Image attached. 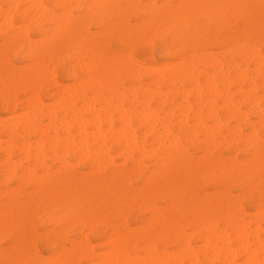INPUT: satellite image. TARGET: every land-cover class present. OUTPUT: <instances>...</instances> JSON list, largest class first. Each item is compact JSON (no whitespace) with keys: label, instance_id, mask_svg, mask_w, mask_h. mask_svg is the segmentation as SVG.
Returning a JSON list of instances; mask_svg holds the SVG:
<instances>
[{"label":"bare ground","instance_id":"bare-ground-1","mask_svg":"<svg viewBox=\"0 0 264 264\" xmlns=\"http://www.w3.org/2000/svg\"><path fill=\"white\" fill-rule=\"evenodd\" d=\"M81 1L50 0V4L67 10L72 5L81 7ZM163 1L166 15H173L176 19L200 16L207 21V18L216 16L219 23H222L229 16L234 20L245 18L244 0H177L176 5H172L171 0ZM24 2L26 0H0V17L5 19L6 24L0 28L3 41L0 44V55H3L2 60L0 57V71L4 88L9 91L10 84L16 83L22 87L24 97L28 95L25 107L24 104L17 105V100L8 95L0 105L11 114L19 107L26 109L21 115L8 117L11 118L8 123L0 120V169L4 172L2 184L12 180L29 181L38 185L41 179L47 181L59 172L63 174L70 168L69 159H73L76 164L83 163L92 171L116 167L117 175L137 172L141 184L137 192L141 190L149 196L157 185L156 176L164 174L174 161L180 162L184 176H188L192 159L183 142L194 146L198 151L194 167L198 168L203 161L208 163L205 172L213 166L208 155L209 149L229 147L237 151L239 145H245L253 152V167L264 162V140H259L260 134L248 122L249 113L254 111L260 117L259 128L264 129V108L261 107L264 105V95L256 97L259 90H264V56L259 49L240 44L237 36H228L226 40L219 41L222 44L231 41L234 45L225 51L228 54L227 60L222 56L206 53L162 70H158L156 66L158 71L152 68L151 71L147 67L150 70L149 82L144 88L139 81L145 70L142 65L132 64L130 58L124 64H117L112 55H104L99 50L107 33L113 29L104 28L111 3L108 0H84V7L86 5L95 14L99 30L92 34L87 26L80 29L78 37L85 46H82V54L78 51L80 47H73L71 53L76 68L66 72L67 76L76 80V84L65 87L58 82L50 67L46 68L50 70L48 72L36 61L48 54V50L46 47H39L31 52L29 31L33 34L44 33V22L49 26L54 25L52 29L49 27L53 40H56L54 34L59 37V33H66L71 37L72 32L68 26H62L54 20L43 0H27V5ZM124 2L127 8L139 6L151 16H155L158 11L155 8L156 0H149L146 4H141V0ZM36 43L39 45L41 42ZM14 44H21L27 49L25 57L34 61L31 70L19 68L4 57ZM91 48L100 60L98 64L86 61V58L91 57ZM51 61L55 62L56 59ZM249 64L256 67L255 71H251L252 74L247 70ZM241 65L247 68L241 70ZM128 72L136 86L119 93L122 77ZM231 73L233 77H230ZM46 83L49 98L53 100L56 96L58 100H63V105L44 114L39 105V93ZM231 87L236 88L235 92H231ZM244 87L248 90H243ZM106 94L109 96H105ZM128 95L132 97L129 103ZM238 97L242 98L248 111L240 110L236 100ZM251 97L254 98L251 100ZM154 99L159 101L154 102ZM57 113L60 114L59 117ZM231 120L237 125L231 126ZM240 125L246 126V130L249 126L250 132L242 133ZM138 129L143 131L140 136ZM146 143H157L163 155L158 156L153 150H146ZM114 154L122 158L124 163L116 165ZM145 156L154 160L153 166L144 164ZM127 162L131 164L130 169L126 167ZM155 166L161 172L155 173L149 169ZM37 172L41 176H36ZM67 181V178H63L60 182L66 187ZM124 181L127 187L131 185L130 181ZM262 183L264 185V179ZM166 184L168 192L175 195L170 183ZM158 185L162 187V183ZM132 197L128 198L129 202ZM0 209V235L8 234L11 239L4 251L0 248V264H9L6 261L9 253L16 252L27 242L29 228L25 226L17 210ZM157 209L150 204L147 210L151 214L149 235L142 233V226L130 228L126 222L122 231L113 224L108 231H93L92 219L84 221L77 217V210H65L64 214L55 218L56 223H60L62 230L66 231L61 237L59 249L41 262L36 261L38 254L34 252L32 257L26 256L15 264H264L263 211L256 212V215L246 221L244 213L238 207L237 211L232 210L228 214L223 229L213 219L206 222L188 219L187 226L192 232L186 233L184 229L176 230L177 226L163 217ZM72 214L76 221L74 225L70 218ZM194 227L197 229L194 230ZM138 234L141 235L136 241L133 235ZM89 235L102 239L100 251H96ZM193 238L197 243H194Z\"/></svg>","mask_w":264,"mask_h":264},{"label":"rangeland","instance_id":"rangeland-1","mask_svg":"<svg viewBox=\"0 0 264 264\" xmlns=\"http://www.w3.org/2000/svg\"><path fill=\"white\" fill-rule=\"evenodd\" d=\"M43 1L49 12H52L55 18L54 20L60 22L62 26L64 24V26L69 27L72 32L71 37L66 33L65 35H60L61 33H59V37L54 34L56 40L51 39L53 34L52 31L49 30V27L52 29L54 25L49 26L43 22L45 26L44 33L33 34L29 31L31 41L29 49L31 52H34L39 47H46L50 57L46 54L41 60L36 61L40 62L41 67L44 69H46L47 66L50 67L49 69L53 72L58 82L65 87H69L76 84V80L66 74L69 69L76 68L75 59L72 57L71 50L74 46H78L80 47L78 51L82 54V46H85V43H82L78 37L80 35V29L87 26L90 33H96L99 30L97 24L98 20L95 14L86 8V5L84 7V0L80 3L81 7L72 5L67 9L69 10L68 14L67 10H64L63 7L50 4V0ZM148 1L149 0H141V4H146ZM26 2H24L25 5L28 4ZM171 2L172 5H176L178 1L171 0ZM108 3H111L112 6L110 5L108 9V16L104 23V28L113 27V29L107 33L99 50L102 51L104 55H112L117 64H124L128 61V58H130L132 64L137 63L142 65L145 69V74L143 73L140 76L139 81L144 88H146V84L149 82L148 73L150 70L152 71V69L158 71L160 68L162 70L169 65H178L184 60L189 61L192 57L198 58L206 53L216 57L222 56L227 60L228 54L225 53V51L229 50V48L231 49L234 45L231 41H226L224 44L219 41L226 40L228 36H237L240 44L254 46L259 49L264 56V0H244L245 18L234 20L229 16L223 19L222 23H219L216 16L207 18V21H204L200 16H187L184 19H176L173 15H166L167 13L164 7L165 2L163 0H156L158 4L155 3V8L158 11L155 16H151L139 6L127 8L124 0H108ZM83 8H85V11L88 9L89 12L88 10L85 12ZM145 13L147 15H145ZM66 15H68V17ZM64 16L70 19L67 20ZM65 20H67V22ZM0 22V28H3L5 19L0 17ZM50 33L52 35H50ZM37 41L41 43L37 45ZM57 41L59 42L58 44ZM2 42V37L0 36V44ZM44 42H46V44ZM26 52L27 49L21 44H14L11 49L4 54V57L8 58L12 64L19 68L31 70V65L34 61L25 57ZM90 54L91 57L86 58V61L98 64L100 60H98L97 55H95L96 52L93 48L90 49ZM126 56L128 57L126 58ZM0 57L2 60L3 55H0ZM47 57L49 62L47 61ZM65 63L67 64L65 65ZM251 65L249 64L248 68L241 65L240 68L241 70L247 68V70H249L248 73L252 74L253 72L251 71H255L256 67L253 64ZM147 67H149L150 70ZM49 69H46V71ZM96 69H98V66ZM50 70L48 72H50ZM1 72L2 71H0V105L7 95L16 99L17 105L24 104L28 95L24 97V94H22V87L16 83H11L9 86L10 89L7 91L4 88V80L2 79ZM230 77H233L232 73ZM122 79L123 82L121 86L118 87L119 93L126 91L130 87L136 86L135 82L131 80L130 72L124 74ZM48 89L49 87L46 83L39 93V105L44 114L52 108L56 109L57 106L60 107L63 105V100H58L56 96L53 100L49 98L47 95ZM121 89L123 90L121 91ZM246 89L245 87L243 88V90ZM231 90V92H235L236 88L231 87ZM256 94V97H260L259 94H261V96L262 94L264 95V90H259ZM105 96H109V94ZM128 96L127 102L129 103L132 97L130 95ZM253 98L254 97H251V100ZM236 100L241 111L245 112L249 110L242 98L238 97ZM155 101L158 102L159 99H154V102ZM113 103H115V100ZM26 105L27 104H24L23 107ZM23 107H19L14 114L0 107V120L6 123L10 122L11 118L8 117H13L15 114L21 115L26 112V109ZM261 107L264 108V105ZM59 116L60 114H58V117ZM258 121H260L259 115L254 111L250 112L248 115V122L250 126L254 127L258 135L260 134L259 140L262 141L264 140V129H262V127L259 128ZM222 122H224V120H222ZM46 123L47 121L44 122V124ZM208 123L209 125L211 124L210 122H207V124ZM230 124L231 126L237 125L234 121ZM240 126L242 133L244 132V134H247L250 132L249 126H247V130L245 128L246 126ZM137 133L140 136L143 131L138 129ZM183 146L188 149L192 159L188 176H184V170L180 162L177 160L174 161L168 166L164 174L160 173L156 176L157 185L149 196L144 194L141 190L137 192V188L141 186L137 172L129 171L125 176L120 174L117 175L116 167H108L102 171H92L83 163L76 164V161L73 159H69L70 168L63 174L59 172L47 181L41 179L38 185L30 183L29 181L15 182L12 180L2 184L4 172L0 169V207L6 210H17L23 223L29 228L27 232V242L21 245V248L16 252H10L6 261L9 264H15L16 261L22 260L26 256L32 257V254L37 252L38 258L36 261L41 262L50 257L52 252L57 251L62 244L61 237L66 231L62 230L60 223H56L55 218L64 214L65 210H77V217L81 220L86 221L92 219L93 231L97 229L108 231L112 224L116 226L118 230L122 231L123 224L126 222L130 228L142 226L141 231L145 235H149L151 230L149 221L151 219V214L147 211L150 204L156 209L158 208L157 210L163 214V217L172 222L175 227L177 226L176 230L180 231V229H184L185 232L187 231L189 233L192 231L187 226L188 219H195L198 222H206L213 219L217 221L219 227L223 229L226 226L228 214L232 213V210L233 212L237 211L236 209L238 207L241 209L240 211L244 213L243 215L246 221H249L256 215V212H264V185L262 183L264 179V162L258 167H253L251 156L253 152L249 150L248 147L239 145L237 151L229 147L209 149L208 155L212 160L213 166L209 171L205 172V167L208 165L206 161H203L198 168L194 167L196 158L199 156L197 149L186 142H183ZM145 148L146 150L148 149V151L153 150L158 156L163 155L157 143H152L151 145L150 143H146ZM114 158L116 165L124 163L122 158L116 156V154H114ZM143 162L148 167L154 165V160L149 156H145ZM48 164H51V162L48 161ZM85 166L87 168H85ZM126 167L130 169L131 164L127 162ZM55 169L56 166L54 165L53 170ZM149 169L155 173L161 172V169L156 166ZM37 175L41 176V173L37 172L36 176ZM63 178L68 179L66 187L60 182ZM124 180L130 181L131 185L127 187ZM166 182L170 183L171 188L176 193L175 195L168 192ZM158 183H162V187L158 185ZM31 190H33L32 192L34 194ZM132 195L134 197H132ZM130 197H132L131 202L128 201ZM73 214L70 218L71 223L74 225L76 221L72 218ZM129 218H131V220ZM42 222H44V224ZM196 229L197 228L194 227V230ZM68 233L71 235V232ZM139 235L141 234L133 235V238L138 241ZM0 239H2L0 241V248L1 251H4L11 243V239L8 234L0 235ZM47 239L48 241H46ZM89 239L95 246L96 251H100V245L103 242L102 239L99 240L90 235ZM193 241L197 243V240L194 238ZM47 243L49 245H47Z\"/></svg>","mask_w":264,"mask_h":264}]
</instances>
